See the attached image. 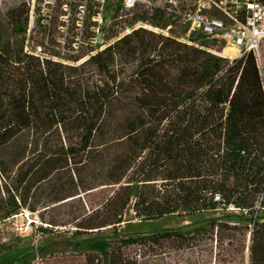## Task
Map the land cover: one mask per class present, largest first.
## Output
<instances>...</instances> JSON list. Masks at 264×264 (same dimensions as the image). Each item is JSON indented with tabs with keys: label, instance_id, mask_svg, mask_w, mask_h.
Listing matches in <instances>:
<instances>
[{
	"label": "trees",
	"instance_id": "16d2710c",
	"mask_svg": "<svg viewBox=\"0 0 264 264\" xmlns=\"http://www.w3.org/2000/svg\"><path fill=\"white\" fill-rule=\"evenodd\" d=\"M77 1L65 5L70 11L83 7L89 19L100 8L115 16L126 11L124 0H83L84 6ZM56 22L51 16L34 20L31 34L38 29L41 35L30 40L42 58L25 51L27 21L12 32L0 21V221L109 186L86 156L107 110L134 84L135 104L149 118L131 144L152 154L132 183L136 220L156 223L219 210L241 215L204 221L206 228L193 235L183 234L185 228L145 236L78 234L41 247L39 256L67 252L116 264L118 250L148 247L153 253L199 251L214 264H244L249 250L250 264H264V69L258 71L254 57L236 63L235 75L228 77L234 68L220 72L223 60L140 29L104 51L92 46L91 35L88 49L68 60L86 61L68 67L46 52ZM139 23L160 30L176 26L144 7L136 8L129 26ZM132 64L136 80L126 84L122 67ZM232 218L243 225L229 223Z\"/></svg>",
	"mask_w": 264,
	"mask_h": 264
},
{
	"label": "rangeland",
	"instance_id": "374dc122",
	"mask_svg": "<svg viewBox=\"0 0 264 264\" xmlns=\"http://www.w3.org/2000/svg\"><path fill=\"white\" fill-rule=\"evenodd\" d=\"M67 1L0 0V21L7 32H12L19 22L27 21L29 33L25 51L46 58L30 40L34 36L38 38L41 35L38 29L35 34H31L32 29H34V20L45 16H51L54 21L57 20L55 26L51 28L50 44L47 45L46 52L60 56L61 59H54V61L68 67H77L86 61L87 58L78 64H73L68 60L77 57L80 51L84 52L88 49L90 42L85 40L91 35L95 37L91 39L92 46H100L101 51L112 47L133 31L140 29L165 38L175 37L184 41H188V38L192 37L188 35L185 27L180 26L173 27L168 37L166 30L156 29L141 23L130 28L129 23H131L136 8L143 7L141 4H138L135 9L120 13L119 16H115L111 11L104 13L103 9L100 8L98 9L100 15L89 19V15L83 7L70 11L65 5ZM178 1L182 4L195 2V0ZM69 2L74 3V0H69ZM99 3L102 4L103 0H100ZM75 4L77 6L85 5L83 0L77 1ZM48 23L49 21H45L44 25ZM99 35L102 36L100 44L97 42ZM184 46L196 49L189 45ZM260 58L261 66L264 69V43L261 47ZM236 67L238 66L233 67L234 70L228 74V77L235 75ZM120 68V66L116 67L117 70ZM185 68H188V72H201L192 66ZM122 70L126 73V84L136 80V64L125 65ZM164 72L180 71L165 68ZM230 83L228 81V84ZM138 92L137 86L130 84L127 93L111 104L107 110L104 123L95 134L92 146L86 156V162L91 169L99 174L109 186L87 194H80L73 199L75 200L73 202L70 199L48 208L39 207L36 213L24 209L10 220L0 221V264H99L97 258L88 259L67 252L41 258L38 251L43 246H50L55 240L63 242L78 234L85 236L105 234L145 236L161 231L185 228L183 234L193 235L196 230L206 228V225H201L204 221L224 216L239 217L241 215L236 211L219 210L191 218L171 217L156 223H144L136 220L130 208L134 197L132 183L136 179L137 169L146 165L152 156L150 152L141 153L138 148L131 144L132 135L137 128L146 124L149 118V115L139 110L135 104L136 98L139 96ZM225 101L226 99L222 97L221 102L224 103ZM136 164H138L137 167ZM68 178L67 175L64 176V181H67ZM260 217L264 219V212ZM28 221L32 223L31 231L26 235L20 234L18 228L26 225ZM118 222H122V224L118 225ZM228 222L243 225L238 218H232ZM196 224L197 227H192ZM247 245L249 248V241ZM116 258V264L215 263L208 254L199 251L185 254L170 250L153 253L148 247L118 250ZM244 264H250L248 251L245 254Z\"/></svg>",
	"mask_w": 264,
	"mask_h": 264
},
{
	"label": "built area",
	"instance_id": "2783aa9c",
	"mask_svg": "<svg viewBox=\"0 0 264 264\" xmlns=\"http://www.w3.org/2000/svg\"><path fill=\"white\" fill-rule=\"evenodd\" d=\"M138 4L149 13L159 11L176 26L185 27L192 36L188 41L172 39L223 60L220 72H229L249 55L254 57L258 71L263 72L260 51L264 43V0H195L192 4L124 0L125 10L135 9ZM171 29L166 30L167 37ZM31 224L28 221L18 228L20 234L29 233Z\"/></svg>",
	"mask_w": 264,
	"mask_h": 264
},
{
	"label": "water",
	"instance_id": "95a60500",
	"mask_svg": "<svg viewBox=\"0 0 264 264\" xmlns=\"http://www.w3.org/2000/svg\"><path fill=\"white\" fill-rule=\"evenodd\" d=\"M101 38H102V36L101 35H99V37H98V44H100L101 43ZM248 253H249V250H248Z\"/></svg>",
	"mask_w": 264,
	"mask_h": 264
}]
</instances>
